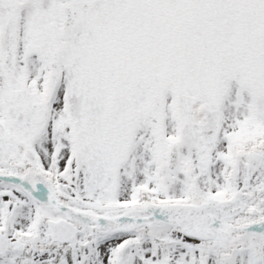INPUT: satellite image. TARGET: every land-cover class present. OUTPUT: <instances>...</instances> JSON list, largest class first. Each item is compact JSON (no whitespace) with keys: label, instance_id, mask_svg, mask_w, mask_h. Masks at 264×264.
<instances>
[{"label":"snow or ice","instance_id":"obj_1","mask_svg":"<svg viewBox=\"0 0 264 264\" xmlns=\"http://www.w3.org/2000/svg\"><path fill=\"white\" fill-rule=\"evenodd\" d=\"M0 264H264V0H0Z\"/></svg>","mask_w":264,"mask_h":264}]
</instances>
